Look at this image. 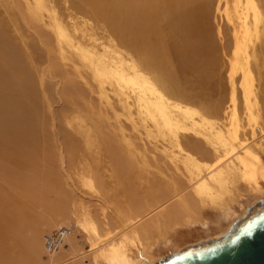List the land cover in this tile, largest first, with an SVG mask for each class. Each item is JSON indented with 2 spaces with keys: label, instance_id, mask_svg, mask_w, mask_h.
I'll return each instance as SVG.
<instances>
[{
  "label": "rangeland",
  "instance_id": "obj_1",
  "mask_svg": "<svg viewBox=\"0 0 264 264\" xmlns=\"http://www.w3.org/2000/svg\"><path fill=\"white\" fill-rule=\"evenodd\" d=\"M41 1L44 8L34 14L30 11L35 0H0L1 24L11 41L22 50L28 48L31 56L25 59V67L43 103L47 117L44 134L54 169L50 178L58 181V186L43 193L45 201H36L0 177L1 195L6 197L0 203V230L5 228L11 239V227H7L12 221L22 222L21 234L28 241L34 228L39 230L37 250H31L28 243L24 250H16L11 256L16 264H107L101 251L114 240L120 243L124 239L125 245L131 246L124 250L133 264L138 262V251L146 253L151 263L167 252L220 234L246 205L262 196L253 193L238 172L227 175L228 183L215 186L208 197L198 195L188 180V169H197L185 167L181 160L184 153L191 152L187 138L191 132L178 131L179 136H187H180L184 151H179L170 136L159 133L137 102L134 90L126 87L121 91L112 80L99 81L80 56L79 49H88L108 59L113 54L108 41L117 43L93 7L80 0ZM220 6L221 10L214 7L211 16L214 38L218 41V31L223 28L232 44V26L222 2ZM54 20L72 44L65 40L57 43ZM116 48L125 54L122 46ZM219 55L216 70L226 95L228 52ZM53 68L60 72H52ZM218 81V76L209 78L202 91L212 92ZM161 92L175 104L199 109L196 103H181L176 97L170 98L167 91ZM236 97L237 110H241L238 91ZM259 105L264 109V96ZM256 120L264 123V111ZM200 145L208 151L205 142ZM251 152L264 161V147L257 145ZM194 155L200 164L214 160L209 153ZM7 211L11 214L4 218ZM60 226H67L71 233L57 251L49 253L44 238Z\"/></svg>",
  "mask_w": 264,
  "mask_h": 264
},
{
  "label": "bare ground",
  "instance_id": "obj_2",
  "mask_svg": "<svg viewBox=\"0 0 264 264\" xmlns=\"http://www.w3.org/2000/svg\"><path fill=\"white\" fill-rule=\"evenodd\" d=\"M80 1L93 7L117 40V43L108 41L113 51L108 59L88 49H79L80 56L88 61L99 81L112 80L121 91L126 87L134 90L137 102L154 121L159 133L170 136L179 151H184L180 136H187H179L178 131L191 132L187 137L191 152L184 153L181 160L185 167L191 165L197 169L194 172L188 169V180L192 181L195 192L207 196L215 186L228 183L227 175L238 172L253 193L264 196V161L251 152L257 145L264 147V123L256 120L264 111L259 105L264 96V0ZM221 2L232 26V44L223 28L218 31V41L214 38L211 16L214 7L221 10ZM43 6L41 0H35L30 12H40ZM54 21L57 43L60 45L65 40L72 44L65 30ZM1 23L0 19V177L25 196L45 201L43 193L53 185L58 186V181L50 178L54 169L49 163L51 152L44 132L47 117L25 67V59L31 58L28 48L22 50L13 43ZM118 45L124 48V55L117 50ZM219 52H228L226 95L220 71L216 70ZM52 72L60 71L53 68ZM213 76H218L219 81L212 92L204 93L205 83ZM161 90L181 103H196L199 109L175 104ZM237 91L241 110H237ZM214 96L217 97L213 99ZM201 141L207 144L208 151L200 145ZM231 150L232 155H226ZM193 152L203 157L209 153L214 160L200 164ZM1 192L0 203L6 199ZM12 224L13 221L7 227H11V239L5 228L0 230L2 264H16L11 256L16 250H24L27 243L31 250H37L39 230L34 228L28 241L21 234L25 225L19 221ZM70 233L67 226L48 233L44 238L45 249L49 253L57 251ZM114 241L101 251L107 264H133L124 250L127 240ZM136 255L139 259L136 258L135 264H150L146 253L138 251Z\"/></svg>",
  "mask_w": 264,
  "mask_h": 264
},
{
  "label": "water",
  "instance_id": "obj_3",
  "mask_svg": "<svg viewBox=\"0 0 264 264\" xmlns=\"http://www.w3.org/2000/svg\"><path fill=\"white\" fill-rule=\"evenodd\" d=\"M243 210L218 236L167 252L150 264H264V196Z\"/></svg>",
  "mask_w": 264,
  "mask_h": 264
}]
</instances>
